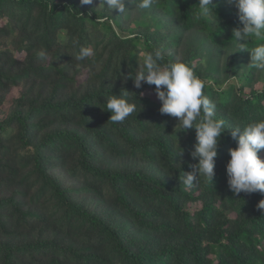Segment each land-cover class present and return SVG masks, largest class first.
Listing matches in <instances>:
<instances>
[{"label": "trees", "instance_id": "16d2710c", "mask_svg": "<svg viewBox=\"0 0 264 264\" xmlns=\"http://www.w3.org/2000/svg\"><path fill=\"white\" fill-rule=\"evenodd\" d=\"M140 2L88 15L99 0H0V264H264V196L227 186L230 128L212 183L187 189L195 130L159 113L155 86L123 80L162 49L213 82L204 94L227 127L264 120L249 52L264 37L239 50L223 0L217 24L199 0ZM80 47L94 55L78 61ZM123 91L137 112L113 123L105 102Z\"/></svg>", "mask_w": 264, "mask_h": 264}, {"label": "clouds", "instance_id": "9594fccd", "mask_svg": "<svg viewBox=\"0 0 264 264\" xmlns=\"http://www.w3.org/2000/svg\"><path fill=\"white\" fill-rule=\"evenodd\" d=\"M223 2L236 9L241 27L232 29V37L239 50L247 49L251 37H264V0ZM93 3L94 0H80L81 5ZM152 4L153 0H141L138 7L148 9ZM101 6L102 11L107 13L116 10L123 14L126 11L125 0H99V6L93 8L88 15ZM197 8L201 18L211 19L214 15L217 24L213 0H199ZM109 17L108 15L104 18ZM249 52L251 67L264 70V43ZM93 55L91 47H80L76 59L83 61ZM38 57L46 59L47 53L40 51ZM128 79L132 80L135 89H140L142 84L155 86L154 94L161 103L159 113L176 118L182 132L195 130V143L189 155L197 163L191 167V171L183 172L181 180L185 188H193L199 183L201 176L212 183L219 141L226 128H230L229 135L236 146L228 149L230 159L225 165L228 189L234 196H240L241 193L246 196L254 193L264 196V159L259 155L264 150V120L253 121L244 126L227 127L224 119H217L216 103L204 94L206 84L213 82L197 76L184 62H165L162 49L145 53L143 63L135 75L123 77L124 81ZM128 94L130 93L123 91V95H110L106 100L107 112L111 113L109 120L113 123H123L137 112L136 104L129 101ZM182 155L180 151L178 156ZM177 165L181 167L180 164ZM256 207L264 213V199Z\"/></svg>", "mask_w": 264, "mask_h": 264}]
</instances>
